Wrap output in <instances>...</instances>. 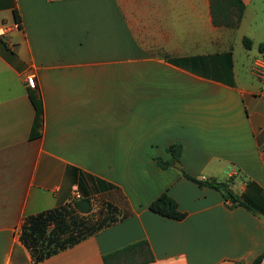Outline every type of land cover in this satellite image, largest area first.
I'll return each instance as SVG.
<instances>
[{
    "label": "crops",
    "instance_id": "0c3cea01",
    "mask_svg": "<svg viewBox=\"0 0 264 264\" xmlns=\"http://www.w3.org/2000/svg\"><path fill=\"white\" fill-rule=\"evenodd\" d=\"M240 1L231 28L213 24L210 0H0V264H105L142 241L151 262L130 250L108 264H250L264 252V0ZM30 95L43 108L35 138ZM183 174L228 182L249 209ZM162 193L182 220L148 209ZM82 198L88 217L109 204L114 222L33 263L24 219Z\"/></svg>",
    "mask_w": 264,
    "mask_h": 264
},
{
    "label": "trees",
    "instance_id": "16d2710c",
    "mask_svg": "<svg viewBox=\"0 0 264 264\" xmlns=\"http://www.w3.org/2000/svg\"><path fill=\"white\" fill-rule=\"evenodd\" d=\"M244 12V5L240 0H210V13L213 24L224 27H237L241 21ZM15 15V21L18 22V17ZM242 45L245 49L251 48V41L247 37L242 38ZM257 51L264 53V41L258 43ZM229 64L230 56L226 55ZM227 83L231 84V72L228 67L226 71ZM30 89V88H29ZM32 90V89H30ZM34 106L35 114L31 127L30 137L35 138L40 135L42 127L43 108L39 98L30 95ZM181 147L180 145H172L166 148V151L171 155L172 160H178ZM157 164L161 168H166L169 163L157 160ZM185 178L194 182L199 187H209L221 193L225 201H229L232 206L249 207L239 199L237 195L229 188L226 181L216 180H198L183 174ZM105 211H98L97 217L90 218L88 215L92 211V204L89 199H77L72 201L71 205L62 206L59 208L47 210L24 219L19 229V242L28 251L31 261L38 263L57 252L70 247L86 236L91 235L95 231L104 226L113 223L112 215L115 213L114 208L109 204L104 206ZM148 209L162 217L180 221L185 217V214L177 208V203L166 193H162L153 200ZM134 251L141 263L151 262L153 260L150 250L147 248V243L142 241L130 246H127L119 251L108 256H103V261L108 264V259L116 255H122L127 251ZM264 252L259 254L250 264H262Z\"/></svg>",
    "mask_w": 264,
    "mask_h": 264
},
{
    "label": "built area",
    "instance_id": "2783aa9c",
    "mask_svg": "<svg viewBox=\"0 0 264 264\" xmlns=\"http://www.w3.org/2000/svg\"><path fill=\"white\" fill-rule=\"evenodd\" d=\"M46 1L49 2V3H53V2H59V1H65V0H46ZM16 26H18V25H14V27H16ZM7 31H8L7 26H5L3 24H0V36H4L7 33ZM256 67H257V73L260 74L261 73L260 71L264 67L263 63L262 64L261 63L256 64ZM25 83H26L28 88L35 89V81H34V77L33 76L30 75V76L26 77Z\"/></svg>",
    "mask_w": 264,
    "mask_h": 264
},
{
    "label": "rangeland",
    "instance_id": "374dc122",
    "mask_svg": "<svg viewBox=\"0 0 264 264\" xmlns=\"http://www.w3.org/2000/svg\"><path fill=\"white\" fill-rule=\"evenodd\" d=\"M238 182L240 183V180H239ZM239 183H238V184H239ZM218 192H219V191H218ZM99 206H100V205L93 206V210H94V212H95V215L97 214V213H96V210H98ZM93 214H94V213H93ZM262 216H263V215H262Z\"/></svg>",
    "mask_w": 264,
    "mask_h": 264
},
{
    "label": "water",
    "instance_id": "95a60500",
    "mask_svg": "<svg viewBox=\"0 0 264 264\" xmlns=\"http://www.w3.org/2000/svg\"><path fill=\"white\" fill-rule=\"evenodd\" d=\"M178 167H179V165L176 166V168H178ZM257 215H258L259 218H261L264 221V217L261 214H257Z\"/></svg>",
    "mask_w": 264,
    "mask_h": 264
}]
</instances>
